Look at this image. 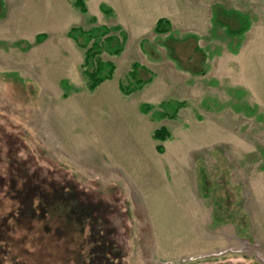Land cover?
Segmentation results:
<instances>
[{"label":"rangeland","instance_id":"1","mask_svg":"<svg viewBox=\"0 0 264 264\" xmlns=\"http://www.w3.org/2000/svg\"><path fill=\"white\" fill-rule=\"evenodd\" d=\"M0 2V264H264V0Z\"/></svg>","mask_w":264,"mask_h":264},{"label":"trees","instance_id":"2","mask_svg":"<svg viewBox=\"0 0 264 264\" xmlns=\"http://www.w3.org/2000/svg\"><path fill=\"white\" fill-rule=\"evenodd\" d=\"M1 8H2V3L0 2V18L3 16L1 14ZM226 14L229 15H234L239 19L240 22V26L237 30H231L229 28L226 27L225 29V33L230 36V37H236L241 39V37L243 36V34L249 29L250 26V22L249 19L247 18V16L239 13V12H235V11H230V12H226ZM216 19L213 20V22L215 23ZM171 26L168 20L162 18L156 21V24L154 26V32L158 35H163V34H171ZM75 34L76 35H80L82 37H84L83 40V44H81L80 46L82 48H85L88 44H90L89 48L86 50V52L84 53V61H83V66L87 69L86 71H84V76L88 79V89L90 91H93L94 89H96L101 83H103L104 81L109 80L112 77V74L115 70V66L111 63H107V62H99L98 59H96V57L98 55H100V53L102 52V48H104V46L106 44H108L111 41H114L115 38L114 37H110V36H106L108 34V30L105 27H99V28H95L93 30H89V31H83L80 29H73L69 32V37L75 39V35H70V34ZM102 39L103 45H99L97 43V40ZM92 41H94L92 43ZM108 50V53L110 55H117L120 51L113 48L115 51L110 50L108 47H105ZM137 69H138V65L137 64H133L131 71L128 73V76L134 80L135 83V87L132 88V90L130 89H124L121 87L122 92L125 94H130L131 92L141 89L145 84H147L150 80L148 81H141L139 79H137ZM169 137V134L167 132V130L165 128H161L157 131H155L152 135V139L161 143L163 141H165L167 138ZM156 150L158 153H161L163 151V148L161 145H158L156 147ZM78 195H75L73 193V195L71 196V201H76L79 200ZM62 199V198H61ZM70 203V202H69ZM71 205V204H69ZM75 206V205H74ZM72 205V209H76L77 205L74 207ZM81 209L79 211H77L76 213H73L71 215L75 216L76 221L81 222L82 220L79 218L80 215L81 216H89V214H91L93 212L94 209L93 206L91 204H88V206H83V204H81ZM96 240V239H95ZM103 244L105 243V241L102 242ZM106 245H100L97 248V251H99V254L94 255L95 251L92 250V253L90 255V257H95V259L97 260V262L99 261L98 264H102L101 260H105V254H103V249ZM101 253V254H100ZM81 257H78V260ZM93 259H91L90 261H92ZM93 262V261H92ZM79 263V262H78Z\"/></svg>","mask_w":264,"mask_h":264},{"label":"crops","instance_id":"3","mask_svg":"<svg viewBox=\"0 0 264 264\" xmlns=\"http://www.w3.org/2000/svg\"><path fill=\"white\" fill-rule=\"evenodd\" d=\"M168 2H169V1H168ZM156 19L158 20V18H156ZM157 20H156V21H157Z\"/></svg>","mask_w":264,"mask_h":264}]
</instances>
